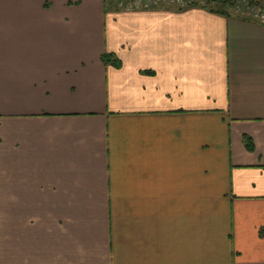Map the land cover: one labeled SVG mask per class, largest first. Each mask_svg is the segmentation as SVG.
Segmentation results:
<instances>
[{
  "label": "crops",
  "instance_id": "obj_1",
  "mask_svg": "<svg viewBox=\"0 0 264 264\" xmlns=\"http://www.w3.org/2000/svg\"><path fill=\"white\" fill-rule=\"evenodd\" d=\"M0 264H264V26L0 0Z\"/></svg>",
  "mask_w": 264,
  "mask_h": 264
},
{
  "label": "built area",
  "instance_id": "obj_2",
  "mask_svg": "<svg viewBox=\"0 0 264 264\" xmlns=\"http://www.w3.org/2000/svg\"><path fill=\"white\" fill-rule=\"evenodd\" d=\"M224 1V0H223ZM229 14L240 19L252 21L264 26V1L230 0ZM217 0H105L106 7H113L119 12L131 13L136 11H151L162 7L188 9L200 7L203 9H221ZM229 3V2H228ZM229 4H225L227 6Z\"/></svg>",
  "mask_w": 264,
  "mask_h": 264
},
{
  "label": "rangeland",
  "instance_id": "obj_3",
  "mask_svg": "<svg viewBox=\"0 0 264 264\" xmlns=\"http://www.w3.org/2000/svg\"><path fill=\"white\" fill-rule=\"evenodd\" d=\"M217 1H219L218 3H220L221 5H223V3H225V4H229V5H227V6H222V8H224L225 9V11L227 12V13H229L230 12V9H229V7H230V5L232 4H235V2H232L231 3V1L230 0H217ZM238 1H240V0H238ZM229 2V3H228ZM229 6V7H228ZM231 8V7H230Z\"/></svg>",
  "mask_w": 264,
  "mask_h": 264
},
{
  "label": "trees",
  "instance_id": "obj_4",
  "mask_svg": "<svg viewBox=\"0 0 264 264\" xmlns=\"http://www.w3.org/2000/svg\"><path fill=\"white\" fill-rule=\"evenodd\" d=\"M224 6H225V3H224ZM212 11L216 12V13H219V14H222V15H229V13H227L224 8L213 9ZM104 60L107 61V59H105V58H104Z\"/></svg>",
  "mask_w": 264,
  "mask_h": 264
}]
</instances>
